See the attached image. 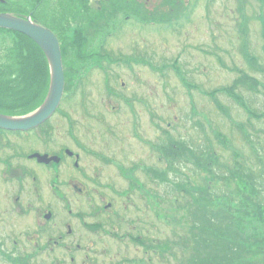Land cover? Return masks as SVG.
Instances as JSON below:
<instances>
[{"label":"rangeland","instance_id":"374dc122","mask_svg":"<svg viewBox=\"0 0 264 264\" xmlns=\"http://www.w3.org/2000/svg\"><path fill=\"white\" fill-rule=\"evenodd\" d=\"M7 1L11 5L25 2ZM193 1L191 21L184 22L181 18V23L173 29L164 24H138L131 18L114 32L118 24H123L120 22L123 16L119 15L113 21L107 19L106 29L112 35H107L108 43L98 52L107 51L112 59L120 62H103L105 71L111 69L108 73L95 67L83 83L86 99L79 92L73 99H67L70 95H66L63 108L70 118H77L78 138L85 143L94 139L90 132L98 128L100 122L97 119L101 118L126 133L129 115L126 110L108 111L106 104H114V99L107 97L104 83L106 75L117 77L118 83L119 79H125V87L118 84L116 90L143 92L157 108L160 130L168 132L159 131L158 140H155L154 128L145 123L146 114L143 124L146 143L165 145L168 140L181 143L185 138L190 139L196 148L195 154L204 148L207 160H213L214 165L201 169L193 162L166 157L157 162L155 155L148 156L144 143V163L150 167L135 176L136 183L143 181V190L130 191L132 179H117L120 191L125 192L123 204L126 208L125 224L119 233L135 235L141 232L143 245L131 244L126 237L123 241L116 240L109 236L112 229L108 226L105 231L96 228L90 231L80 224L76 237L82 245L80 249L76 248L75 240L69 242L75 251L64 249L59 260L34 257L30 264H68L69 253H73L75 264H189V260L199 264L193 263L199 258L198 253L206 257V253L211 252L201 246L221 241V237L218 241L209 229L212 224L197 214V204L191 203L196 198L193 195L190 198L175 185L182 181L188 187L205 186L207 181L204 179L213 171L216 177L209 181L210 192L224 195L234 207L241 202L239 189L230 173L238 161H246L255 170V150L261 153L260 149L264 147V0ZM32 4L33 0H26L27 9ZM35 14L33 17L40 25L56 28L54 22H47L46 3L44 8L39 6ZM103 39L102 32L95 35L94 50ZM3 40L0 36V42ZM122 60L134 62L127 66ZM79 72L73 71L72 81L84 74ZM233 94L244 100L254 111L253 115L231 97ZM191 102L195 104L194 108H191ZM166 121L171 122L170 125ZM66 123L64 119V143L72 146L74 141L66 135ZM152 164L156 166L157 174H166L165 180L147 175ZM82 208L87 211V202ZM83 216L88 223L95 219ZM217 230L225 235L223 229ZM223 239L228 240V235Z\"/></svg>","mask_w":264,"mask_h":264},{"label":"flooded vegetation","instance_id":"af4514ba","mask_svg":"<svg viewBox=\"0 0 264 264\" xmlns=\"http://www.w3.org/2000/svg\"><path fill=\"white\" fill-rule=\"evenodd\" d=\"M24 1L11 5L7 0H0L3 5L0 11L14 10L17 14L33 17L39 6L44 8L46 3L49 15L47 22H61L67 34L81 31L89 48L94 46L93 34L109 33L105 18L114 9H117L115 12L120 10L119 14L126 10L124 19L127 21L135 17L134 12L137 14L142 11L139 0H39V3L33 0L28 9ZM154 1L143 2L145 9L160 6ZM191 2L183 0L185 4ZM177 3L178 0H174L170 5L174 9ZM4 40L0 42V54ZM91 61L67 60L65 73L71 69V64L80 68L85 62L88 65ZM103 62L110 64L106 59H100L93 65L91 62L90 67H99ZM12 63L13 60L0 58V71ZM103 71L108 73L111 69ZM119 80L122 86L126 85V81ZM85 81L83 74L72 82L79 88ZM104 82L110 88H116L119 84L118 78L111 75H106ZM105 93L111 98L113 91ZM115 93L117 96L114 98L122 101L106 106L108 111L114 113L127 111L126 133H122L121 128L105 123L103 119H97L100 122L98 128L90 132L94 139L85 143L78 138L77 118H70L71 123H66V135L74 141V145L65 144L63 120H67V114L63 108V98L54 112L35 128L26 131L0 128V264H30L34 257H55L59 260L64 249L75 251L69 242L76 240L81 226L90 231L95 228L105 231L104 228L108 226L112 229L109 236L116 240L123 241L126 237L131 244L143 245L141 232L135 235L119 233L125 224L126 208L123 204L125 192L120 191L117 179H132L130 191L143 190V181L136 183L135 176L150 167L144 163V143L148 156L155 155L157 162L160 161L159 144L146 143L144 139V116L148 115L145 123L155 130V140L159 137V116L157 108L143 92L119 90ZM0 101V114L12 115L10 112L13 109L8 105L9 102ZM34 154L53 159L44 163L32 157ZM186 156L189 157L187 152ZM150 171L152 178H155L156 166L152 164ZM86 202L87 211L82 208ZM82 213L87 218H95L94 221L88 223ZM92 222L99 224L94 226ZM78 242L77 239L76 248L80 249L82 245ZM69 256L68 264H75L73 253H69ZM85 257L89 258L88 255Z\"/></svg>","mask_w":264,"mask_h":264},{"label":"trees","instance_id":"16d2710c","mask_svg":"<svg viewBox=\"0 0 264 264\" xmlns=\"http://www.w3.org/2000/svg\"><path fill=\"white\" fill-rule=\"evenodd\" d=\"M142 4V11L135 14L136 17L141 16L140 20L146 22H156L160 17L163 21L174 16L180 19L186 11V7L179 4L173 9L171 2L174 0H162L160 8L153 11L144 7L143 0H139ZM39 3V0H38ZM182 3V1H181ZM0 6H3L0 4ZM128 9L131 8L128 5ZM117 9H114L109 15ZM17 16L20 14L15 13ZM33 18V17H32ZM81 19V17H80ZM161 20V22H163ZM169 22V21H168ZM53 31L58 35L61 42V51L64 59L73 61L96 62L101 56L98 51L87 46L85 35L81 31H73L67 34L62 23L57 22ZM63 31V32H62ZM0 36H4V45L1 50L0 58L13 60L10 67H4L0 71V100L9 102L8 105L13 109L10 113L24 114L37 108L44 100L48 91L50 72L48 61L42 50L29 38L10 30L0 29ZM91 62H85L80 68L73 67L66 71V79L68 84L66 90H71L74 82H72L73 71L83 73L86 68L90 67ZM181 75V74H179ZM69 76V78H67ZM182 81L185 82L184 79ZM231 97L236 100L250 115L251 111L241 97L233 94ZM2 102V101H0ZM225 112L224 109H222ZM262 116H264L262 114ZM218 137V136H217ZM196 148H188L185 140L172 142L168 140L165 145L162 144L160 152L168 158V160H176L177 158H185L187 163H194L198 167L210 168L214 165L213 160H207V153L204 148L195 154ZM261 153H256V169L252 170V166L246 161H238L235 164L233 176L236 186L238 187V197L241 202L234 207L230 204L229 199L224 195L211 193L212 189L209 185L211 179H215L216 175L211 171V176L205 178L207 185L197 186L195 188L188 187L185 182L179 181L175 187L185 191L191 198H196L191 203L197 204V214H200L212 229L213 236L218 240L219 244H209L201 246L204 249L209 248L211 252L206 253V257L193 260V263L199 264H264V147H261ZM186 152L189 157L186 156ZM263 154V155H260ZM236 154L235 156H238ZM215 159V158H214ZM203 169V168H201ZM166 174L159 175V178L165 180ZM186 185L187 187H184ZM194 215L196 213L194 212ZM200 216V218H201ZM218 229H223L221 234ZM214 227L216 228L213 231ZM228 235V240L223 236ZM251 252V253H248ZM259 254L262 255L260 258ZM258 256V257H257ZM189 264L192 262L189 260Z\"/></svg>","mask_w":264,"mask_h":264},{"label":"water","instance_id":"95a60500","mask_svg":"<svg viewBox=\"0 0 264 264\" xmlns=\"http://www.w3.org/2000/svg\"><path fill=\"white\" fill-rule=\"evenodd\" d=\"M0 28L19 32L34 41L44 52L50 70V83L42 104L34 111L23 116H5L0 114V127L10 130H28L47 119L58 106L64 88L62 56L57 36L48 28L36 23L30 17L21 18L9 13H0ZM41 162H47L46 156L33 155Z\"/></svg>","mask_w":264,"mask_h":264}]
</instances>
